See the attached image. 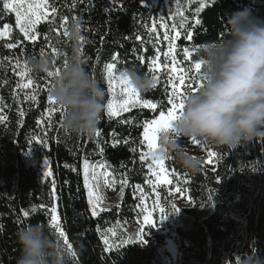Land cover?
Segmentation results:
<instances>
[{"label": "trees", "instance_id": "obj_1", "mask_svg": "<svg viewBox=\"0 0 264 264\" xmlns=\"http://www.w3.org/2000/svg\"><path fill=\"white\" fill-rule=\"evenodd\" d=\"M58 1L63 5L58 18L42 21L37 25V40L29 41L15 25V13L4 10L0 0V28L10 26V35L0 37V115L4 117L0 120V264H16L21 254L17 232L26 225L40 224L65 245L44 207L51 188L61 229L76 253L72 259L67 255L66 264H167L166 252L157 239L148 237L147 243H140V229L133 225L144 215L136 196L137 186L146 187L151 180L155 184L148 167L150 160H141L140 156L146 152L143 126L158 113L137 106L119 117L106 114V104L112 98L106 65L114 57L116 74L135 69L154 76L147 66L156 55L150 44L151 22L157 13L153 0ZM245 8L264 19V0H168L166 21L182 33L192 32L191 40L183 38L176 43V61L171 59L188 73V82L199 80L194 70V64L200 61L198 50L228 38L224 21ZM74 19L82 21L80 55L85 67L106 92L100 135L91 139L64 133L61 114L53 112L49 119L47 73H29L35 86L32 94L37 95L35 102L27 100L18 87L17 61L27 63L43 52V56L52 58L54 71L62 70L73 53L65 30ZM9 43L16 47L9 49ZM166 89L170 91L159 80L141 98L166 105ZM161 110L166 111V107ZM200 144L209 153H216L212 166L203 164L199 171L189 172L172 158L165 164L189 204L180 206L166 186L157 189L161 207L168 214L164 226L180 246L178 264H243L254 256L264 258V142L253 140L233 150ZM43 157L52 172L47 187L41 184ZM85 160L90 166L104 165L101 169L111 174L109 182L115 188L110 196L102 186L107 207L95 216L84 187ZM172 205L180 211L176 213ZM105 237L112 247L105 245Z\"/></svg>", "mask_w": 264, "mask_h": 264}, {"label": "clouds", "instance_id": "obj_2", "mask_svg": "<svg viewBox=\"0 0 264 264\" xmlns=\"http://www.w3.org/2000/svg\"><path fill=\"white\" fill-rule=\"evenodd\" d=\"M224 23L228 38L198 50L203 82L195 90H187L182 110L159 133L152 154L154 159L172 158L189 172H197L203 165L202 157L188 147L192 141L229 150L253 140L264 142V19L245 8L228 15ZM66 31L73 53L54 76L49 93L62 110V131L91 139L98 131L106 92L80 55L82 21H70ZM54 67L49 56L27 61L30 74L54 72ZM122 74L140 95L156 86L155 79L135 69H125ZM17 241L21 254L16 264H66V246L40 224L21 228ZM243 264H264V258L254 256Z\"/></svg>", "mask_w": 264, "mask_h": 264}, {"label": "snow or ice", "instance_id": "obj_3", "mask_svg": "<svg viewBox=\"0 0 264 264\" xmlns=\"http://www.w3.org/2000/svg\"><path fill=\"white\" fill-rule=\"evenodd\" d=\"M203 5H201L202 7ZM50 8L49 0H3V9L8 10L10 12L15 13V25L19 29V31L23 34V36L29 40V41H35L38 38L37 33V25L41 23L43 19H46L48 15V11ZM57 10L55 7H51V12L55 13ZM178 14L183 16L182 12H179ZM66 20V18H65ZM197 25H199L201 22L199 19L195 21ZM184 24L182 23L180 27H183ZM176 26L173 25V30H175ZM153 31H155V28H153ZM10 35V26L4 25L3 30L0 31V37H6ZM65 35H67V31L65 30ZM180 32L175 31V37H171L169 33L166 31L163 34V38L165 40H169L170 45L171 41L173 39L179 38ZM187 39H192V32L188 31L186 33ZM84 38L81 37V40ZM7 47L9 49L15 48L16 45L9 43L7 44ZM175 51L174 47H169L168 52L164 53V57L171 56L172 62L176 61V56L173 55V52ZM184 53L188 55L189 50L185 48ZM43 56V52L41 53ZM116 57L113 58V62L108 63L106 65L107 75H108V91L112 95V98L109 99V101L106 104V114L108 117H119L122 112H127L132 107H142L144 109L152 110L153 112L158 113L157 118L150 119L145 122L143 126V141L146 144L147 151L141 154L140 159L141 160H148L151 159V163H149L148 167L151 171L152 176L155 178V184L156 185H163V184H171V180L169 179V174L166 171L165 164L168 159H154L153 158V152L158 147L157 140L158 135L161 131L167 130L171 122L174 121L177 116L179 115V112L183 108L182 98L185 95L184 86L186 85V80L188 73L185 71L184 68L179 67L177 64L173 63V66L170 67V73L169 75V83L171 91H168L166 89V94L168 96L166 105H160L153 101V99L148 98H141V95L138 92H135V90L131 87L130 82L124 78L122 72H120L119 76H114V70L116 69L117 65L115 63ZM160 57H155L149 64H147L149 71H156L160 70L161 68H169L168 65H162L160 62ZM17 65L20 68L19 76L21 79H24L25 77H28L29 71L27 69V63L25 62L22 66L20 65V62L17 61ZM194 70L198 74L199 80L197 83H194L192 85H187L192 90H195L202 82H203V71H202V61H198L194 64ZM59 69H57L54 72H48L47 75L49 77H54L55 75L59 74ZM153 79H157L156 76H153ZM195 79V78H194ZM174 81H178L177 84ZM119 86L120 89V99L116 98V87ZM21 89H28L30 87L35 88L33 85V82L31 79H28L26 83H22L18 85ZM50 87L47 89V101L51 107L48 109V117L51 119V116L53 112H56L58 114L62 113V110L58 108L55 105V102L53 101L50 93H49ZM27 100L30 101H37V95L31 94L27 95L25 97ZM166 107L165 110H161L162 108ZM20 115H23V112L21 111ZM4 117L0 115V120H3ZM97 136L100 135L99 130L96 133ZM116 143H119V141H116ZM201 142L199 141H192L188 143V147L192 148L193 146H199ZM115 146V145H114ZM101 152H103V149H100ZM27 154V153H26ZM210 156L215 157L216 153L212 151L210 153ZM209 163L211 161H208ZM100 168H103L104 165H100ZM91 170V177L89 176V172ZM84 187L88 189V203L92 205V215H97L96 207L98 205L100 197L96 194L94 191V185L92 182H97L100 176L102 175L104 177V182L108 183V177L111 175L108 172L99 173L95 170L94 167L90 166L87 160L84 162ZM45 175L50 176L51 172H46ZM124 184H127V180L123 181ZM137 191H143L139 186H137ZM180 191V189H178ZM157 203L156 207L159 208V211L161 213L160 215V221L166 219L168 217V214L166 213L165 209L160 206L159 204V193L157 192ZM174 211L178 213L180 210L176 208L175 205H172ZM51 212V226L57 229L59 237L64 239V243L67 248V255L75 258L76 253L72 250V245L68 243L67 237L65 232L60 227V219L57 215V208L52 207L50 209ZM25 216L28 215L27 212L24 213ZM144 222L150 227L156 226V221L153 219L152 212H147V214L144 216ZM138 240L140 243H147L146 240H144V232L141 230L137 234ZM104 243L109 248L112 247V245L109 243V240L107 237L104 238Z\"/></svg>", "mask_w": 264, "mask_h": 264}, {"label": "rangeland", "instance_id": "obj_4", "mask_svg": "<svg viewBox=\"0 0 264 264\" xmlns=\"http://www.w3.org/2000/svg\"><path fill=\"white\" fill-rule=\"evenodd\" d=\"M49 4H50V8L48 11V15H47L46 19H43L42 21L54 22L58 18L59 12H60L59 10H60V8L63 7V5L58 0H49ZM152 5H153L154 9H156L157 13L154 15L152 22H151L150 32L152 33V37H153L152 39L153 40L151 41L150 44L155 47V49H156L155 57H157V56L160 57L159 62L162 65H168L169 66V68H161L160 70H156V71H152V72H153L154 76L157 77L156 84L159 82V80H163L170 87V83H169V75H171L170 67L173 66V64L171 62V56L164 57V53L168 52L170 46L175 47L176 43L180 39H183V38L186 39L187 37H186V33H182L181 31H179L177 29L173 30V27L166 21V15L165 14H166V10L168 8V0H153ZM51 7H55L57 11L55 13H52ZM65 25H66V20L64 19L61 27L64 29ZM153 28H155V31H153ZM2 30L3 29L0 28V31H2ZM166 31L169 33V35L171 37H175V31H179L180 37L173 39L171 41V45H170L169 40H165L163 38V34ZM155 57H153V59ZM23 64H24V62L20 61V65L22 66ZM16 68H17V74H18L20 71V68L18 67L17 63H16ZM114 76L118 77L119 74H116L114 72ZM18 77L20 80V84L26 83L27 80L30 79L29 75H28V77H25L24 79H21L19 74H18ZM53 79H54V77H49V86L50 87L52 85ZM174 82H176L177 84L179 83L178 81H174ZM192 84L193 83H190L186 80V85L184 86L185 93L187 92V90L191 89L187 85H192ZM21 90L26 95L32 94V87H30L28 89H21ZM170 91H171V88H170ZM116 98L117 99L121 98L119 86L116 87ZM184 143L187 144L188 141L185 140ZM190 150L192 153L202 157L204 165L212 166L214 164L213 157L210 156V153L207 151V149L202 144H200L198 147L193 146L192 148H190ZM146 151H147V147H146ZM149 160L151 162L150 158H149ZM208 161H211V162L209 163ZM92 167H94L95 170L99 173L104 172L97 165H94ZM49 171L51 172L50 164H49L47 158L43 157L41 160V184L44 187L50 186V182H52V172H51L50 176L45 175V173L49 172ZM89 176L91 177V170L89 172ZM169 179L171 180L170 176H169ZM92 183L94 185V191L100 197L98 205L96 207V211L98 213L99 210L107 207L106 200L104 199V196L102 194V186L106 189V193L110 196H113L115 194V188L109 182V177H108V183H105L104 177L102 175L99 178L98 186H97V182H92ZM159 186H166L168 191H170L174 195L177 203L180 206H185V205L189 204L190 201H189V198L187 197L186 193L183 191L181 186L173 183L172 180H171V184H163V185H155L154 183H152V180H151V181H149L148 186L140 187L143 190L142 192L136 190V196L139 199L140 205L142 206V208L144 210V215L140 219H137L136 221H134L133 225L138 227L140 229V231L143 230L144 240H147L148 237H153V238L157 239V241L161 245L162 249L166 252L165 254H166L167 264H178L180 246L175 241L173 236L165 228L164 220L160 221L161 213L159 211V208L156 207V203H157L156 194L158 192L157 189ZM178 189H180V191H178ZM87 193H88V189H87ZM48 200H49L48 204L44 205V207H46L50 217H51L50 209L52 207H56L57 208V215L60 219L58 203H57V200L55 198L54 190L52 188L50 189V192L48 193ZM158 202L160 204V199ZM160 206H161V204H160ZM90 208L92 210V205H90ZM147 212H152L153 219L156 221L155 227H150L147 224H145L144 216L147 214ZM60 227H61V225H60ZM55 230H57V229H55ZM70 259H72V257H70Z\"/></svg>", "mask_w": 264, "mask_h": 264}]
</instances>
